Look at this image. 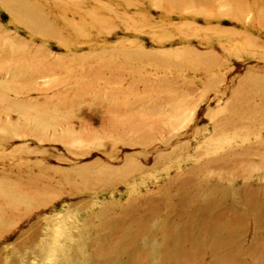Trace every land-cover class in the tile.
<instances>
[{"label":"rangeland","instance_id":"374dc122","mask_svg":"<svg viewBox=\"0 0 264 264\" xmlns=\"http://www.w3.org/2000/svg\"><path fill=\"white\" fill-rule=\"evenodd\" d=\"M18 1L40 31L0 2V264H186L202 209L227 229L199 263L264 264V0Z\"/></svg>","mask_w":264,"mask_h":264},{"label":"bare ground","instance_id":"6f19581e","mask_svg":"<svg viewBox=\"0 0 264 264\" xmlns=\"http://www.w3.org/2000/svg\"><path fill=\"white\" fill-rule=\"evenodd\" d=\"M1 3H2V5L6 8V9H8L9 10V12H11L12 13V18L13 19H15V21L17 22V23H19L20 24V21H24V25H30L28 28H30V30H32V31H34V33L35 32H38V31H40L39 30V28H38V21L36 20V17H33V11L32 10H30L24 3H22V2H19L18 0H1L0 1ZM0 3V4H1ZM8 12V11H7ZM10 13V14H11ZM33 17V18H32ZM233 164V163H232ZM236 164V163H235ZM234 164V165H235ZM226 168V167H225ZM234 168H236V167H234ZM237 170V169H236ZM213 197V196H212ZM217 196H214L211 200H209V202L207 203V204H209V205H211V208H213V206H214V204H217ZM248 199V198H247ZM254 199V200H253ZM250 200H251V198H250ZM252 203H253V207H254V209H255V211H256V209H258L257 211H256V224L257 223H259V220H258V218L261 216L262 217V215H263V212H264V205L263 206H261L260 205V202H258V201H256V198H252ZM209 205L207 206V207H209ZM206 208V207H205ZM216 208H217V206H216ZM198 209V208H197ZM199 209H201L200 207H199ZM222 215V214H221ZM205 215H204V213H203V209L201 210V211H198L197 213H194V215H193V217H192V219H191V226H190V231H189V240H187V238H184L185 236H186V229L184 228V226L182 225V224H178L177 222H175V221H173V222H170V223H165L164 224V226H165V228H164V231H166V233L167 232H171L174 228H173V226H175V225H177V226H180V227H182L183 228V230H181L180 231V236L184 239V240H187V241H193V242H196V243H192L193 245L195 244H197V246H198V244H202V246H203V244L205 243L206 245L208 244V243H210V241L211 240H209V238H208V240H207V238H206V235H207V230L208 231H210V230H213V229H215V228H217V227H219L220 229H221V231L222 230H225V229H227V227H226V225L225 224H222V221L221 220H219V219H216V217H215V219L213 218V219H210V221H208V224H207V226L206 227H208L207 229H205V227H203L204 225H203V217H204ZM260 217V218H261ZM264 217V216H263ZM167 222V221H166ZM231 224L233 225V227H234V224H236L235 222H231ZM150 227V226H149ZM231 227L229 226L228 227V229H230ZM160 229V228H159ZM202 229V230H201ZM158 230V229H157ZM235 235V234H234ZM133 236V235H132ZM208 237V236H207ZM236 237V236H235ZM164 238H165V236H164ZM237 238V237H236ZM132 239V238H131ZM162 239H163V237H162ZM138 241V240H137ZM179 242V241H178ZM200 242V243H199ZM145 243V242H144ZM191 245V244H190ZM220 245V244H219ZM130 246V245H129ZM195 247V248H193L192 250L189 248L188 250L190 251V253H188V252H186V256H187V258L189 259V261L190 262H187L186 261V264H191V261H192V264H201V263H199V261H197V259H196V255L197 254H199L200 253V250H199V246L198 247ZM124 247V246H123ZM128 247V246H127ZM126 247V248H127ZM191 247V246H190ZM214 249V248H213ZM222 249V248H221ZM112 250V249H111ZM127 250V249H126ZM212 250V249H211ZM220 252V251H219ZM99 253V252H98ZM120 253V252H119ZM249 253V252H248ZM252 253V252H251ZM53 254V253H52ZM107 254H110V256H107ZM172 254V256H173V258H174V255H173V253H171ZM170 254V255H171ZM182 254H183V256H185V254H184V252H182ZM211 254H212V252H211ZM177 255V252H176V254H175V256ZM212 255H214V254H212ZM105 256H107L108 258L110 257V258H113V254L110 252V250H109V252L107 253L106 252V254H105ZM220 257V256H219ZM213 258H214V256H213ZM132 259H133V257H132ZM216 259H217V254H216ZM108 260V259H107ZM106 260V261H107ZM134 260V259H133ZM132 260V261H133ZM195 260H196V263H195ZM104 261H105V259H104ZM109 261V260H108ZM112 261V260H111ZM110 261V262H111ZM130 261V260H129ZM223 258H221V259H218V261H216L214 264H222L223 263ZM108 263V262H107ZM115 264V263H114ZM127 264H132V263H127ZM136 264V263H135Z\"/></svg>","mask_w":264,"mask_h":264}]
</instances>
